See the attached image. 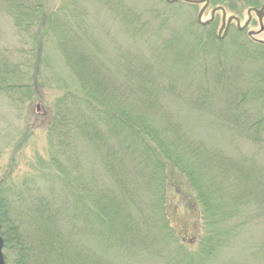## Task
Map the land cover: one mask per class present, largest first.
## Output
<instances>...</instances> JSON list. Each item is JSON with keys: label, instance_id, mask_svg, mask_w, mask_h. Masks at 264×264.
I'll use <instances>...</instances> for the list:
<instances>
[{"label": "trees", "instance_id": "trees-1", "mask_svg": "<svg viewBox=\"0 0 264 264\" xmlns=\"http://www.w3.org/2000/svg\"><path fill=\"white\" fill-rule=\"evenodd\" d=\"M105 1L124 38L146 42L144 54L121 45L107 57L83 0L54 10L47 0H0L22 45L0 47V96L12 107L31 101L49 48L67 76L38 177H0L4 261L214 264L245 225L264 224V41L231 25L222 36L198 17L174 26L167 12L194 7L183 0L147 10ZM188 72L195 80L185 83ZM201 114L215 123L212 143L194 127ZM173 193L202 236L179 238Z\"/></svg>", "mask_w": 264, "mask_h": 264}, {"label": "rangeland", "instance_id": "rangeland-1", "mask_svg": "<svg viewBox=\"0 0 264 264\" xmlns=\"http://www.w3.org/2000/svg\"><path fill=\"white\" fill-rule=\"evenodd\" d=\"M73 0H47L49 10H54L64 3ZM133 8L152 9L161 6V0H124ZM193 8L183 6L167 12L170 23L183 28L200 17L201 22L216 21V28L230 20L231 27L237 25L244 29L250 39L264 41V12L261 18L256 16V10H249L241 0H221L217 3L204 0H183ZM219 5V6H218ZM221 5V6H220ZM83 6L88 13V28L101 43L107 57L114 58L117 51L124 48L129 51H139L142 54V44L146 42L139 39L124 38L126 35L115 13L108 8L105 0H83ZM248 14V15H247ZM213 16V17H212ZM212 17V18H211ZM224 20V21H223ZM223 22V23H222ZM100 40H99V38ZM123 45V49L120 47ZM20 37L11 25L10 19L0 12V47L12 50L21 47ZM48 68H43L42 76L37 79L36 90L38 94L31 101L23 105L12 107L7 100L0 96V177L10 173V178L20 181L27 177L36 178L42 170L43 161L48 158L47 124L53 110V104L60 95L62 73L60 58L48 49L46 54ZM119 56L117 55L118 60ZM189 71L195 73L196 70ZM183 74L185 83L193 73ZM196 131H200L206 142L212 143L217 133L215 123L204 114L196 116L193 120ZM214 128V129H213ZM174 193L170 195L168 205L171 208V225L184 241L204 234L201 220L196 214L182 204ZM244 218V216H243ZM249 224L242 228V232L229 249H223L217 256L214 264H264V224Z\"/></svg>", "mask_w": 264, "mask_h": 264}, {"label": "water", "instance_id": "water-1", "mask_svg": "<svg viewBox=\"0 0 264 264\" xmlns=\"http://www.w3.org/2000/svg\"><path fill=\"white\" fill-rule=\"evenodd\" d=\"M263 9H264V6L260 10L256 11V15L258 18H261V16L263 15ZM2 248H3V242L0 236V264H5L3 254H2Z\"/></svg>", "mask_w": 264, "mask_h": 264}]
</instances>
